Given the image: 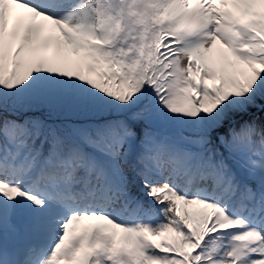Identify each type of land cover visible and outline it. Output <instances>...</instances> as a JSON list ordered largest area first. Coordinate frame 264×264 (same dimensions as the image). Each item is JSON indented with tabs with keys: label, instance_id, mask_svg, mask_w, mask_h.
<instances>
[{
	"label": "snow or ice",
	"instance_id": "snow-or-ice-1",
	"mask_svg": "<svg viewBox=\"0 0 264 264\" xmlns=\"http://www.w3.org/2000/svg\"><path fill=\"white\" fill-rule=\"evenodd\" d=\"M0 264H264V0H0Z\"/></svg>",
	"mask_w": 264,
	"mask_h": 264
}]
</instances>
